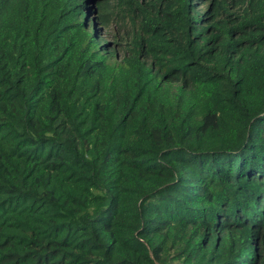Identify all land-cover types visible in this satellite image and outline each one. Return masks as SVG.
<instances>
[{
  "label": "trees",
  "instance_id": "1",
  "mask_svg": "<svg viewBox=\"0 0 264 264\" xmlns=\"http://www.w3.org/2000/svg\"><path fill=\"white\" fill-rule=\"evenodd\" d=\"M0 264H264V0H0Z\"/></svg>",
  "mask_w": 264,
  "mask_h": 264
},
{
  "label": "rangeland",
  "instance_id": "2",
  "mask_svg": "<svg viewBox=\"0 0 264 264\" xmlns=\"http://www.w3.org/2000/svg\"><path fill=\"white\" fill-rule=\"evenodd\" d=\"M199 2H200V4H198V5H199L201 8H204V7H205V4H202V3H201L202 1H199ZM108 40H110V41H111V40H112V38L110 37Z\"/></svg>",
  "mask_w": 264,
  "mask_h": 264
}]
</instances>
